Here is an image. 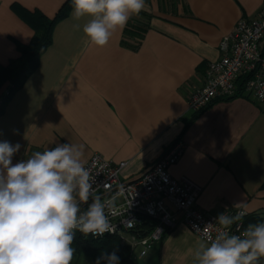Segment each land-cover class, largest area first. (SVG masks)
Masks as SVG:
<instances>
[{
    "label": "crops",
    "instance_id": "obj_1",
    "mask_svg": "<svg viewBox=\"0 0 264 264\" xmlns=\"http://www.w3.org/2000/svg\"><path fill=\"white\" fill-rule=\"evenodd\" d=\"M63 2L0 0L1 66L18 57L17 45L33 36L14 8L52 18ZM145 3L104 47L87 40L82 27L89 18L75 21L72 7L53 27L36 69L5 103L0 141L21 145L13 163L57 143L82 144L85 163L99 153L113 164L124 162L120 176L134 179L180 140L184 151L170 173L201 186L199 209L211 214L242 209L264 217V105L239 95L199 113L188 106L204 83L207 64L221 56L222 35L239 19L255 17L264 0ZM128 25L145 26L137 47L122 43ZM202 241L179 223L149 250L145 264H196Z\"/></svg>",
    "mask_w": 264,
    "mask_h": 264
},
{
    "label": "clouds",
    "instance_id": "obj_2",
    "mask_svg": "<svg viewBox=\"0 0 264 264\" xmlns=\"http://www.w3.org/2000/svg\"><path fill=\"white\" fill-rule=\"evenodd\" d=\"M72 18L88 17L82 31L98 47L110 41L133 15L145 10V0H72ZM74 27L79 30L81 25ZM19 143L0 141V264H71L75 231L94 237L114 232L109 220L111 201L94 195L90 170L83 161L84 145L57 143L13 163ZM91 198V203L89 200ZM87 204L86 210L81 209ZM238 206V205H234ZM224 212L222 226L194 253L196 264H258L264 259V223L248 224L239 234L227 229L243 217ZM196 230H200L197 228ZM119 264L116 252L100 256L96 264Z\"/></svg>",
    "mask_w": 264,
    "mask_h": 264
},
{
    "label": "built area",
    "instance_id": "obj_3",
    "mask_svg": "<svg viewBox=\"0 0 264 264\" xmlns=\"http://www.w3.org/2000/svg\"><path fill=\"white\" fill-rule=\"evenodd\" d=\"M218 48L221 56L207 64L203 85L188 98L189 109L198 112L216 100L239 95L252 97L264 105V3L255 17L239 19L230 32L222 35ZM183 151V143L174 141L134 179L120 176L124 162L113 164L99 153H94L85 163L90 170L94 195L99 196L102 202L113 203L109 220L114 232L104 235L118 238L129 247L131 255L137 250V257H144L179 223L204 241L205 227L213 238L223 230L216 221L219 214L207 213L197 207L201 186L186 175H171L170 167L179 160ZM87 207V204L81 205L82 210ZM224 213L229 216L246 215L242 209ZM243 217L227 230L239 234V226L243 231L248 225ZM75 233L81 232L77 230Z\"/></svg>",
    "mask_w": 264,
    "mask_h": 264
},
{
    "label": "trees",
    "instance_id": "obj_4",
    "mask_svg": "<svg viewBox=\"0 0 264 264\" xmlns=\"http://www.w3.org/2000/svg\"><path fill=\"white\" fill-rule=\"evenodd\" d=\"M72 7V0H64L52 18L38 10L28 11L14 8L22 20L33 29V36L28 44L17 45L18 57L11 59L6 66L0 65V88L4 83H7L5 93L0 96V114L8 98L23 85L36 69L41 54L51 44L53 27L69 14ZM144 30L145 26L126 27L122 43L137 47L143 38ZM129 40L131 41L129 42ZM243 221L245 224L264 223V217L245 215ZM72 247L75 249V253L71 264H84L81 263L82 260L88 262L85 264H96L100 256L114 251L119 257V264H137L132 258L129 247L122 244L115 236L93 237L75 233ZM258 263L264 264V260L261 259ZM101 264H105V262L101 261Z\"/></svg>",
    "mask_w": 264,
    "mask_h": 264
},
{
    "label": "rangeland",
    "instance_id": "obj_5",
    "mask_svg": "<svg viewBox=\"0 0 264 264\" xmlns=\"http://www.w3.org/2000/svg\"><path fill=\"white\" fill-rule=\"evenodd\" d=\"M137 255H138V251L136 250V251H133V254H132V258L134 259V261L137 263V264H145V261H146V259H148V257H149V254H147L146 256H144L143 258H138L137 257ZM88 263V262H86V261H81V263Z\"/></svg>",
    "mask_w": 264,
    "mask_h": 264
}]
</instances>
